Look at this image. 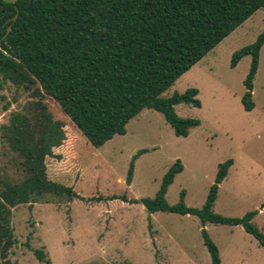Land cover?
Wrapping results in <instances>:
<instances>
[{
    "label": "rangeland",
    "instance_id": "374dc122",
    "mask_svg": "<svg viewBox=\"0 0 264 264\" xmlns=\"http://www.w3.org/2000/svg\"><path fill=\"white\" fill-rule=\"evenodd\" d=\"M263 30L264 9H258L163 93L169 97L191 87L199 90L201 107L175 106L179 116L200 120L187 137L178 136L161 112L145 108L129 121L125 134L95 147L38 81L1 75L0 193L2 181H21L25 176L21 157L10 148L3 127L14 112L31 114L41 101L66 133L63 143L53 148L54 155L47 157L48 175L80 195L73 200L46 196L11 207L16 237L11 260L16 264H211L197 215L150 213L142 203L110 199L155 197L178 159L184 169L169 186L170 204L179 203L185 190L187 206L203 207L219 165L233 159L214 211L226 217L256 211L252 222L264 233V45L254 79L253 110H246L242 100L251 55L232 66L234 53L254 43ZM140 150L146 151L135 160L134 178L128 185L131 162ZM205 228L219 248L222 264H264V247L242 225L207 223ZM35 248L43 249L50 261L39 260Z\"/></svg>",
    "mask_w": 264,
    "mask_h": 264
},
{
    "label": "trees",
    "instance_id": "16d2710c",
    "mask_svg": "<svg viewBox=\"0 0 264 264\" xmlns=\"http://www.w3.org/2000/svg\"><path fill=\"white\" fill-rule=\"evenodd\" d=\"M258 9H264V0H0V76L38 81L95 147L125 134L129 121L145 108L161 112L178 136L187 137L200 120L179 116L175 106L201 107L199 90L191 87L169 97L163 93ZM263 45L264 30L233 55V67L244 56L252 57L242 98L246 110L255 107L254 79ZM3 131L25 172L21 181H2L0 193V264H16L10 258L16 243L11 207L46 196L73 200L80 195L48 175L47 157L54 155L53 148L63 143L66 133L44 102L37 101L31 114L14 112ZM145 151L134 156L128 185L135 160ZM233 164L228 159L219 165L201 208L186 205L185 190L179 203L167 201L169 186L184 169L180 159L165 174L155 197L110 199L142 203L150 213L197 215L211 264H222L207 223L242 225L264 247V233L252 222L256 211L243 217L214 211L220 184ZM33 251L39 260L50 261L43 249Z\"/></svg>",
    "mask_w": 264,
    "mask_h": 264
},
{
    "label": "water",
    "instance_id": "95a60500",
    "mask_svg": "<svg viewBox=\"0 0 264 264\" xmlns=\"http://www.w3.org/2000/svg\"><path fill=\"white\" fill-rule=\"evenodd\" d=\"M7 2H12V3H16L18 0H5ZM17 19V15L16 16H13L12 18H9L6 23H8L10 20H16ZM12 29V27L10 26L8 31H10Z\"/></svg>",
    "mask_w": 264,
    "mask_h": 264
}]
</instances>
